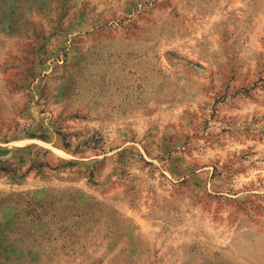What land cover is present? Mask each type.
Returning a JSON list of instances; mask_svg holds the SVG:
<instances>
[{"label": "rangeland", "instance_id": "obj_1", "mask_svg": "<svg viewBox=\"0 0 264 264\" xmlns=\"http://www.w3.org/2000/svg\"><path fill=\"white\" fill-rule=\"evenodd\" d=\"M0 264H264V0H0Z\"/></svg>", "mask_w": 264, "mask_h": 264}]
</instances>
